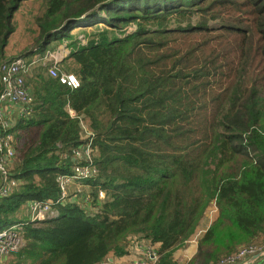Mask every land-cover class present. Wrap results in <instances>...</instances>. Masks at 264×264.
Instances as JSON below:
<instances>
[{
  "label": "trees",
  "instance_id": "trees-1",
  "mask_svg": "<svg viewBox=\"0 0 264 264\" xmlns=\"http://www.w3.org/2000/svg\"><path fill=\"white\" fill-rule=\"evenodd\" d=\"M23 1L0 0V67ZM36 25L19 57L68 40L81 87L43 65L25 77L34 111L12 128L17 186L0 198V231L26 223L9 264H102L144 241L151 264H178L213 203L218 219L188 264L220 263L224 225L231 240L264 243V0H45ZM82 120L89 192L31 222L25 204L61 197L58 177L88 142Z\"/></svg>",
  "mask_w": 264,
  "mask_h": 264
},
{
  "label": "built area",
  "instance_id": "built-area-1",
  "mask_svg": "<svg viewBox=\"0 0 264 264\" xmlns=\"http://www.w3.org/2000/svg\"><path fill=\"white\" fill-rule=\"evenodd\" d=\"M47 57L48 56L41 57L43 60L40 64L48 66L50 76L72 90L81 87V80L75 74L57 71L56 67L49 68V64L52 65L54 63H52V61H47ZM37 62H39L38 58L30 59L29 57H17L4 61L0 67L2 84V89L0 91V198L8 196L13 191V188L17 186V180L10 172L16 156V135L12 132L13 123L8 118H5L4 108L6 106L19 108V116L23 119L29 117L33 113L34 97L28 89L25 75L31 69L37 67L35 65ZM83 129L86 131L85 135L87 138L85 139H88V142L74 153L77 159V165L74 167L72 174H61L58 177L62 193L61 197L56 202L32 201V207L29 211L31 222L44 220L52 210L53 204L64 201L70 194V188L73 182H88L87 180L95 176L96 169L92 165L82 163V159L91 160L92 144V133L88 132V127H83ZM85 135H83V137ZM101 196L104 197L105 192H101ZM25 225L26 223H24L23 226L12 225L5 231H0V264L4 263L6 257L25 245V243L21 245V237L17 233L22 229L24 230ZM147 248L152 250L153 254H149L152 263V260L154 261L157 259V255L154 252L155 247L149 245ZM260 253H264L263 246H246L241 248L236 254H233L229 262H220L219 264H240L241 260ZM102 264H105V262Z\"/></svg>",
  "mask_w": 264,
  "mask_h": 264
},
{
  "label": "rangeland",
  "instance_id": "rangeland-1",
  "mask_svg": "<svg viewBox=\"0 0 264 264\" xmlns=\"http://www.w3.org/2000/svg\"><path fill=\"white\" fill-rule=\"evenodd\" d=\"M44 10H45V0H24L23 1L21 6L19 7L17 12L15 13V17H14L16 30H15V33L12 35L10 42H9V45L7 47V53H8L9 59H14V58H17L19 56H23L22 54H24L26 51L29 52V50L32 49V47H33V49L35 48V45H36L35 42H36V38L38 36L36 33V30H37L36 17L40 16L44 12ZM82 28L84 31H86V33L92 32V29H89V28L85 29L84 27H81V26L77 27L75 31H79V29H82ZM135 28L136 27L134 25H131L129 27L130 30H134ZM84 35H85V33H81L80 38L83 40V42H87V39L84 37ZM65 43L68 44L69 41L66 40V42L61 43V44L54 42V44L51 45V47H53V49L47 50V52L45 54H43V55L35 54V53L33 54V52H31L28 57L30 59L38 58L39 62H37L35 64L38 67V66L42 65V64H40V62L43 60V58H41V57L48 56L47 61H52V63H54L52 65L49 64V68L50 67H56L57 71H62L63 73H73L79 78V76L75 72L69 70V66L73 67V63L71 60L66 61V57L69 55L71 50L69 47H67V45H65ZM210 51H211V49H210ZM30 72H31V70L25 75V77L26 76L28 77L29 75H31L32 72L31 73ZM48 73H49V69H48ZM25 80H27V79H25ZM81 126L82 127H89L88 124L84 120L81 121ZM84 138H87V136L85 135ZM78 183L79 182H73L71 184V187L73 185L77 184L78 188L76 190H73V192L80 194V197L77 199V201H78V203H81L82 202V201H80L81 194H83V196H85L88 192L84 193L85 191H83V190L85 188L78 185ZM87 186L89 187V185H87ZM83 196H82V198H83ZM102 198H105V196ZM67 199L68 198H66L64 201H66ZM34 201H36V200H34ZM26 205L27 204H25V206ZM29 205L31 208L32 204H29ZM23 216L26 218V214H23ZM205 216L206 217L203 219L202 223L200 224L196 234L192 237L191 240H189L187 242V244L183 248H181L177 252L176 255H177L178 264H188L191 261V259L196 255V253L198 251L200 239L210 229L212 224L218 219L219 208L217 207V205L215 203H213L209 207ZM15 225L23 226L24 223H17ZM229 226L230 225H224L219 230V236L222 237L223 243H224V245L221 246V250H222V253H221L222 256H221V260H220L221 263L229 262L230 257H232V255H233V251H235L237 249L240 250L241 248L246 247V246H250V245L258 246V245L264 244L261 242L263 240H260V241L249 240L243 236H236L235 238H233L231 240V236H232L233 231ZM6 229H3L2 231H5ZM22 230L20 232H17L19 234V236L21 237V245L23 243H25V240L23 238L24 231H22ZM140 244L150 245L151 247L153 246L151 243L146 242V241L141 242ZM190 245H194V247L197 246V251L195 252L194 255H193L194 250H191L188 254V248L190 247ZM227 245H228V248H227ZM230 246L233 248V250L230 248ZM134 248H136V249H134L129 256H126V257L121 258V259H116L113 261L112 260L110 261L109 260L110 258H109L108 261L105 262V264H143V263L149 264V263H151V260L149 257L150 253L153 254L151 249L146 248L147 250L143 251L141 249H137V247H134ZM252 257L251 258H245V259L241 260L242 263H240V264L257 263L258 261H260L261 259L264 258V254L260 255L257 259L252 260ZM14 258H15L14 255L10 254L8 257H6L3 264H9Z\"/></svg>",
  "mask_w": 264,
  "mask_h": 264
},
{
  "label": "crops",
  "instance_id": "crops-1",
  "mask_svg": "<svg viewBox=\"0 0 264 264\" xmlns=\"http://www.w3.org/2000/svg\"><path fill=\"white\" fill-rule=\"evenodd\" d=\"M4 111H5V118H8L11 122H13V125L14 126H16L18 123H19V121H21L23 118H20V116H19V108H17V107H11V106H6L5 108H4ZM14 126H13V128H14ZM13 165H14V163H13ZM12 165V166H13ZM88 182H79L78 183V185H80L81 187H84L85 189L83 190V191H85L84 193H86V192H89V187L87 186L88 184H87ZM78 188V186H77V184L76 185H73L71 188H70V193L71 192H73V190H76ZM76 193V192H75ZM77 194H79V193H77ZM80 195V194H79ZM81 196H83V194H81ZM32 202V201H31ZM31 202H29L26 206H25V208H24V210H23V212H24V214H26V217H29V211H30V205L29 204H31ZM147 246H149V245H144V244H139V245H137V246H134V247H137V249H141V250H143V251H145V250H147L146 248H147ZM132 248V250H131V252H130V254L132 253V251L134 250V249H136V248ZM153 247H155V246H153ZM156 248V247H155ZM191 250H194V252H193V255L195 254V252L197 251V246L196 247H194V245H190V247L188 248V254H189V252L191 251ZM129 254V255H130ZM129 255H127V256H129ZM124 257H126V256H124ZM124 257H120V258H110L109 260L111 261H113V260H116V259H121V258H124Z\"/></svg>",
  "mask_w": 264,
  "mask_h": 264
},
{
  "label": "water",
  "instance_id": "water-1",
  "mask_svg": "<svg viewBox=\"0 0 264 264\" xmlns=\"http://www.w3.org/2000/svg\"><path fill=\"white\" fill-rule=\"evenodd\" d=\"M263 254H264V253H260V254H257V255H255V256H253V257H252V260H253V259H257L260 255H263Z\"/></svg>",
  "mask_w": 264,
  "mask_h": 264
}]
</instances>
